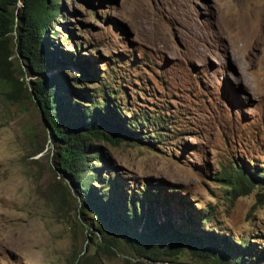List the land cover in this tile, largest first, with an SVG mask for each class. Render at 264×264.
Instances as JSON below:
<instances>
[{
  "label": "rangeland",
  "instance_id": "374dc122",
  "mask_svg": "<svg viewBox=\"0 0 264 264\" xmlns=\"http://www.w3.org/2000/svg\"><path fill=\"white\" fill-rule=\"evenodd\" d=\"M55 1L50 51L99 78L74 85L82 73L64 63L45 76L96 92L97 103L106 87L123 122L150 117L137 140L91 141L100 153L94 198L113 189L118 208L130 210L135 198L136 211H153L158 223L192 224L237 251L250 242L242 262L264 264L260 189L231 200L219 180L234 166L264 171V0ZM27 73L29 83L42 78ZM55 153L36 101L10 103L0 89V264H216L190 250L138 257L56 168ZM109 179L114 188H103Z\"/></svg>",
  "mask_w": 264,
  "mask_h": 264
},
{
  "label": "trees",
  "instance_id": "16d2710c",
  "mask_svg": "<svg viewBox=\"0 0 264 264\" xmlns=\"http://www.w3.org/2000/svg\"><path fill=\"white\" fill-rule=\"evenodd\" d=\"M56 2L0 0L1 94L10 103L19 102L24 98L36 101L56 147V168L76 184L79 192L85 194L86 199L90 201L91 210L96 216L109 221L110 228L122 236L123 241L138 257L161 260L179 256L183 251L190 250L216 264L229 263L231 259L235 264H244L243 256L251 251L248 247L251 246L250 242L245 249L237 251V246L224 240V237L210 232L200 234L193 229L192 224L188 225L191 230L185 231L183 225H177L173 221L158 223L153 211H143L141 214L136 211L134 204L140 200L135 198L130 199V210L118 208L115 199L111 200L110 193L113 189H110L108 194L94 198L90 185L91 177L97 171L92 162L100 158V153L95 151L96 146L91 141L95 139L118 142L120 137L137 140V129L141 130L142 124H150V117L142 115L135 121L131 119L129 123L123 122L117 112V108H120L115 105L118 104L114 101L115 93L106 87H103L101 101L97 103L96 92L94 95L83 94L84 89L70 86L68 80L61 81L45 76L51 68L56 65L60 68L64 63L63 65H75L82 73L81 77L72 81L74 85L83 78H99L93 73L89 76L83 73L78 60L63 57L59 61L60 59L50 51L45 34L61 13V8ZM21 60L28 63V71L20 64ZM27 72L32 75L41 74L42 78L29 83L26 80ZM71 93L87 100V104L80 106L70 100L68 95ZM126 124L132 128L131 131L127 130ZM52 171H55V168L52 167ZM219 180L227 188L231 200L249 195L259 188L261 192L257 194V202L264 204V171L259 174L245 166H234L231 170L222 172ZM109 183L110 179L103 188H114ZM86 206L89 207L84 202L79 207V215L85 214ZM129 219L132 222H128ZM110 244L118 246L114 241Z\"/></svg>",
  "mask_w": 264,
  "mask_h": 264
}]
</instances>
